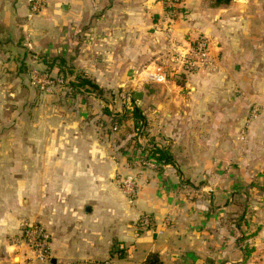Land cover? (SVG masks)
Masks as SVG:
<instances>
[{
    "label": "crops",
    "instance_id": "obj_1",
    "mask_svg": "<svg viewBox=\"0 0 264 264\" xmlns=\"http://www.w3.org/2000/svg\"><path fill=\"white\" fill-rule=\"evenodd\" d=\"M263 5L183 0V12L170 20L163 0H47L29 19V0H0V99L27 100L11 110V121H28L30 132L27 142H15L25 154L0 156L14 164V187L27 186L29 195L12 199L1 183L0 264H27L21 204L29 207L28 221L50 235L52 259L38 264H141L150 252L163 264L264 260V109L247 122L249 102L264 100L255 93L260 78L248 70L261 65L264 10L248 8ZM168 34L178 51L206 37L218 71L182 72L180 84L144 79V68L175 52ZM59 60L110 94L123 89L135 97L147 138L103 139L110 119L99 98L59 88L43 94L29 85V68L49 65L58 74ZM124 109L132 110L122 102L118 112ZM152 138L171 164H141ZM129 176L138 184L131 198L119 186ZM142 214L154 226L136 237Z\"/></svg>",
    "mask_w": 264,
    "mask_h": 264
},
{
    "label": "built area",
    "instance_id": "obj_2",
    "mask_svg": "<svg viewBox=\"0 0 264 264\" xmlns=\"http://www.w3.org/2000/svg\"><path fill=\"white\" fill-rule=\"evenodd\" d=\"M47 0H29L28 18L32 19L39 15ZM183 0H163L164 8L168 19L172 20L179 14L177 11L181 7ZM169 29L167 28V32ZM167 42L171 49H175L171 58L167 62L155 65L153 68H144L142 75L144 79L158 84H167L169 79L176 73L199 72L210 74L217 70V59L212 54L209 40L203 36H197L189 41L187 47L177 50L176 44L170 34L167 35ZM28 79L32 87L43 94H51L56 88L65 86L66 78L63 75L53 74L37 66L28 70ZM261 114V107L253 104L250 108L247 122L257 120ZM141 164L148 168H155L153 159L142 160ZM123 192L131 198L135 193L138 184L132 176L126 177L122 181ZM154 221L151 216L142 214L135 224V236L140 237L145 231L151 230ZM21 240L28 247L30 254L26 258L27 264L46 263L52 259L50 249V235L37 222L28 221L22 224ZM78 264H94L90 261L79 262ZM257 264H264L261 260Z\"/></svg>",
    "mask_w": 264,
    "mask_h": 264
},
{
    "label": "rangeland",
    "instance_id": "obj_3",
    "mask_svg": "<svg viewBox=\"0 0 264 264\" xmlns=\"http://www.w3.org/2000/svg\"><path fill=\"white\" fill-rule=\"evenodd\" d=\"M248 9H251V10H253V9L254 10L255 9L264 10V5L262 7L251 6V8H248ZM250 21H251V19H250ZM261 47H262V51H260V54H261L260 58H262L261 61H260L261 65H258L259 64V61H258V64L256 62L255 65H252L248 69L249 70V75L251 77L256 75V76H258V78H260V81H261L260 87H261V89L255 91V93H257L256 95H258V96H264V44H262ZM250 54L253 55L254 52L250 51ZM217 64H218V62H217ZM218 69H219V67L217 68L216 71H218ZM216 71H214V72H216ZM214 72H212V73H214ZM181 73L174 74V76L169 79V82L172 83V81H173V82H176V83L180 84L181 78L178 77V75L181 74ZM195 73H199V72H195ZM260 73H263V74H260ZM200 75L206 76L207 74H205V73L201 74L200 73ZM64 77L66 78V82H67V80H68L67 77L66 76H64ZM28 83L32 87V85L30 84L29 80H28ZM249 84H250L249 86L251 88L249 89V87L247 86V83H246L245 84V89L247 88L248 92L252 95L254 93V89L252 87V83H249ZM216 87L219 88V87H222V85L218 84V86L216 85ZM32 88H34V87H32ZM59 89H60V91L68 90L66 84H65V86L60 87ZM59 89H57V90H59ZM184 89H185V92H188V89H186V88H184ZM237 89L240 90V92L243 91L240 88H237ZM232 90L235 91L236 88L234 87ZM240 92L236 93V95H240ZM105 93H106L105 97L107 98V104L102 101L103 108H105L106 105H111L110 109L108 108V110L111 111V112H114V111L117 110V112H118L119 108H120V104L122 102H124V104L127 107L132 109L133 103L131 101L134 100V99H132V97H130V96L128 97L126 95L127 92L123 91V89H119V91L117 93L112 95V96H116V102H114L113 99L110 98L111 96L107 92H105ZM21 97L22 96H16V97H12V98L9 97V98L0 99V156H12V155H15V154H25L24 150L25 149L28 150V148H25V146H21V145H19V147L15 146V142H18V144H20V143L23 144V143L27 142V140L29 139L30 132H29V130H27V128L29 126L28 125L29 123H27L28 121H26V122L19 121V117H18V119L14 120V121H11V120H13V112L11 110L13 108H15V107L18 108V109H20V108L22 109L23 105H27V100H24ZM262 98H264V97H262ZM38 100H41V99H38ZM136 102L137 101L134 100V104L137 106ZM253 104H258L261 107V110L264 109V100H261V102L260 101L249 102V106H248L249 110H250V108H251V106ZM41 105L43 106L44 103H41ZM41 105H39V106H41ZM115 107L117 109H115ZM37 117L40 120L42 115L39 114ZM19 127H21V128L18 129ZM147 129L145 130V134L144 135H142V136L139 135V138L141 140H143V139L145 140L147 138V136L149 135ZM101 130H102L101 136H100L101 138L108 139V140H111L113 142H117L115 138L117 137L118 134H117V132L115 130L111 129L110 126L109 127L102 126ZM135 133L137 135V132H135ZM8 158L9 157H5V161L6 162L5 161L4 162H0V190L2 188L1 183L4 182L5 183V189L7 191L6 193H7V195L12 196V199L14 198V195L16 193L19 194V192L22 191V199L23 200L24 199L28 200L29 199V195L26 192L28 190L27 186L20 185L21 186L20 188H18L16 186L14 187V179L15 178H13L14 174H12V171H13L12 167H13L14 164L12 162H8L7 161ZM142 160H144V158H141V161ZM123 180H121L120 185H119L122 190H123V188H122V186H123L122 185L123 184L122 181ZM21 181L22 182H24V181L28 182V180H23V179ZM18 182H20V181H18ZM20 208H22V213L24 215L26 214L27 217L29 218V216H28L29 215V211H28L29 207H28V205L24 206V204L23 205L21 204ZM146 215H148V214H146ZM27 217L23 218L21 224H23L25 222V220H27V221L29 220Z\"/></svg>",
    "mask_w": 264,
    "mask_h": 264
},
{
    "label": "trees",
    "instance_id": "obj_4",
    "mask_svg": "<svg viewBox=\"0 0 264 264\" xmlns=\"http://www.w3.org/2000/svg\"><path fill=\"white\" fill-rule=\"evenodd\" d=\"M230 0H216L217 3H228ZM178 12H183L182 8L177 9ZM50 66L44 68L45 71L52 73L50 71ZM58 74L63 76H73L71 80H67L66 85L68 89L72 92L83 94V95H94L99 98L101 101L107 104V98L105 97V92H107L111 97L114 99V94H110V92L101 89L96 83H94L90 78H88L85 74H75L72 69L64 66L62 60H59L58 66ZM132 95H130L131 97ZM132 99L136 100L135 97L132 96ZM134 100L131 102L133 103L132 110H122L120 112H111L108 110V105L103 108V114L107 115L110 119L109 126L111 129L117 132V140L124 139L127 134L135 133L133 140L137 141L139 135H144L145 130L147 129V122L138 106L134 104ZM132 120L133 124L132 127H127L126 123ZM132 128V129H131ZM147 135V134H146ZM136 145H138L136 143ZM148 152V156L144 157V160L153 159L156 163L161 164H171V156L170 154L159 147L156 146L154 143V138L150 139L149 141V148L146 149ZM125 249H117L116 256L120 259L125 257ZM106 264V263H102ZM141 264H163L162 260L160 259L159 255L156 252H150L147 254L145 260L141 262Z\"/></svg>",
    "mask_w": 264,
    "mask_h": 264
}]
</instances>
